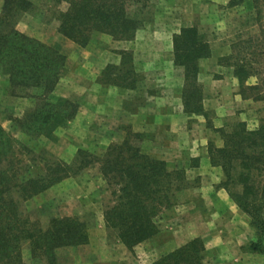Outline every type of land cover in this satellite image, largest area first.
<instances>
[{
	"label": "rangeland",
	"instance_id": "1",
	"mask_svg": "<svg viewBox=\"0 0 264 264\" xmlns=\"http://www.w3.org/2000/svg\"><path fill=\"white\" fill-rule=\"evenodd\" d=\"M30 1L32 6L16 16V27L61 48L66 69L49 99L66 97L77 104V112L51 136L22 132L15 119L36 100L13 93L8 76L0 69V123L19 141L10 154L17 175H50L57 164L68 171L60 168L64 177L22 202L21 209L43 227L65 216L85 222L88 241L57 248L55 264H116L123 250L128 258L121 264H153L178 247L171 244L173 232L188 223L197 229L203 217H212L194 208L203 176L197 170L200 156L192 155V150L205 144L209 156L210 143L218 147L224 143L221 129H230L236 121H244L249 128L264 122V0H148L144 7L129 6L143 21L132 37L94 31L84 46L60 31L58 16L67 8L66 2ZM3 5L0 0V12ZM192 26L211 47L210 56L198 60L197 87L186 83L185 67L175 61L173 45L174 34ZM242 60L248 75L236 73V63L243 64ZM180 70L183 86L174 93L181 96L185 115L170 133V125L160 117L166 107L160 104L158 112L149 98L174 88ZM185 100L195 101V106L200 102L204 113L186 112ZM175 110H180L179 105ZM123 143L164 159L171 167L184 168L188 182L175 205L154 218L159 232L132 249L107 227L104 216L115 204V184L104 174L103 160L114 158L108 155L110 150ZM217 167L216 175L222 179L209 181V187L221 189L232 199L221 185L223 169ZM205 169L208 178L215 174L208 166ZM207 242L213 248L214 239ZM22 256L24 264H48L45 257H32L27 243Z\"/></svg>",
	"mask_w": 264,
	"mask_h": 264
},
{
	"label": "trees",
	"instance_id": "2",
	"mask_svg": "<svg viewBox=\"0 0 264 264\" xmlns=\"http://www.w3.org/2000/svg\"><path fill=\"white\" fill-rule=\"evenodd\" d=\"M53 1L68 5L58 16L60 31L83 46L94 31L117 38L132 37L143 21L137 16V10L132 11L129 6L144 7L148 2ZM31 6L30 0H4L0 12V69L8 75L13 93L27 94L36 100L22 117L15 119L20 130L31 136L47 137L75 116L77 104L64 97L49 99L65 72L66 56L58 45L45 43L16 27L18 13ZM173 45L175 61L185 67L186 83L191 81L197 87L198 60L210 56L209 42L192 26L182 27L174 34ZM242 62L236 63V73L248 75L247 64ZM193 103L196 102L191 104L185 100L186 112L204 113L200 102L196 106ZM221 133L223 145L210 143L208 147L211 164L223 169L221 185L257 230L258 241L252 242L250 249L264 251V122L249 128L244 121H236L230 129H221ZM15 143L19 141L0 123V264H24L22 249L26 243L32 257H45L48 264H55L57 248L88 241L87 226L77 216H65L53 218L43 227L23 213L22 202L59 182L64 177L61 172L68 171L67 167L57 164L50 175L20 178L10 160ZM125 144L112 147L115 152L110 150L108 155L114 158L103 160L102 170L115 184V204L105 210L104 216L107 227L132 249L159 232L154 218L164 208L175 205L179 192L188 182L184 168L171 167L166 160ZM204 250L202 238H194L153 264H201Z\"/></svg>",
	"mask_w": 264,
	"mask_h": 264
},
{
	"label": "crops",
	"instance_id": "3",
	"mask_svg": "<svg viewBox=\"0 0 264 264\" xmlns=\"http://www.w3.org/2000/svg\"><path fill=\"white\" fill-rule=\"evenodd\" d=\"M180 71L178 83L174 84V88L170 87L156 93V95H150L149 98L154 105L153 108L158 110V112L160 104L166 107L165 113H161L160 117H164L166 123L170 125V133H174L177 130L181 118L185 115L182 107V98L180 95H175L176 92L181 91L183 86L184 72L183 70ZM57 84L59 85V83ZM169 93L171 95H168ZM177 105L180 107L178 112L175 110ZM149 124L152 125L151 123ZM192 155L200 156L197 170H199L198 174L203 176L202 187H198L197 189L196 195L199 198L198 201L195 200L196 205L194 208L203 215L207 212L212 213V219L203 217L204 223L197 229L191 223L182 225V229H177L173 232L172 246L179 247L194 238L200 237L202 240H205V254L201 264H264V251H253L249 247L252 242L258 241L257 230L251 224L250 217L232 199H229L221 189H216L213 186L209 187V181H211L210 183L220 182L222 176L216 175L219 168L212 166L206 145L204 144L199 149L194 148ZM207 166L215 172L209 178L206 176L207 169L205 168ZM201 168L205 170H201ZM209 238L214 239V246L211 249L207 245ZM246 246H248L247 249L245 248ZM121 254V258L125 261L128 258V253L123 250ZM122 259L120 257L115 258L118 264H121Z\"/></svg>",
	"mask_w": 264,
	"mask_h": 264
}]
</instances>
